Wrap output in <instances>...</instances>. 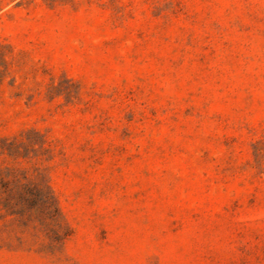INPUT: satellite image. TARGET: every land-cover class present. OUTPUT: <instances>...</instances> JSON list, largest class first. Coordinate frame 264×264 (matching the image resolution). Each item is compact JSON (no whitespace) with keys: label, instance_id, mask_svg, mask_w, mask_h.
Listing matches in <instances>:
<instances>
[{"label":"rangeland","instance_id":"rangeland-1","mask_svg":"<svg viewBox=\"0 0 264 264\" xmlns=\"http://www.w3.org/2000/svg\"><path fill=\"white\" fill-rule=\"evenodd\" d=\"M0 264H264V0H0Z\"/></svg>","mask_w":264,"mask_h":264}]
</instances>
